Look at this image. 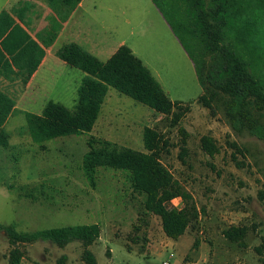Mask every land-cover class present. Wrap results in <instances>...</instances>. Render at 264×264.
Instances as JSON below:
<instances>
[{
    "label": "rangeland",
    "instance_id": "obj_1",
    "mask_svg": "<svg viewBox=\"0 0 264 264\" xmlns=\"http://www.w3.org/2000/svg\"><path fill=\"white\" fill-rule=\"evenodd\" d=\"M16 1L8 0L5 6L6 0H0V9ZM235 1L241 18H245L243 13L248 14L260 27L264 0ZM42 3L48 10L51 5L59 19L56 22L49 10L44 21L50 27L58 26L67 5L62 0ZM22 5L28 8L30 0ZM160 5L177 22L179 38L152 0H84L74 12L69 34L61 35L52 48L54 51L75 41L106 61L120 44H125L171 101L188 105L189 110L177 124H172V116L108 87L90 131L34 143L26 114H40L50 100L74 110L84 73L51 61L42 69L45 83L35 80L27 88L19 79L0 77V89L15 101L2 126L8 145H0V224L30 232L96 223L100 236L88 246L96 264H264V247L260 253L255 249L264 245V111L260 128L252 135L231 124L225 113L226 95L221 94L213 103V114L197 102L202 93L197 77L201 65H205L203 78L212 73L221 80L227 73L223 54L208 50L201 16L209 14L212 22L221 23L223 45L247 64L263 89L264 53L250 40L237 37L226 0H160ZM218 6L224 11L216 16ZM254 28L260 36L257 26ZM146 126L167 138L170 145L161 162L190 195L188 202L177 197L166 203L169 209L187 203L194 212L177 240L167 237L160 218L146 211L145 195L133 189L129 171L100 166L87 172L84 167L90 147H100L104 141L145 151L142 132ZM179 127L187 133L182 158ZM205 134L214 138L219 149L212 157L200 146V137ZM231 225L248 226L245 248L222 235V230ZM9 249L6 233L1 230L0 264H7ZM22 249L21 264H58L61 256H65L63 264H87L78 241L63 247L36 241Z\"/></svg>",
    "mask_w": 264,
    "mask_h": 264
},
{
    "label": "trees",
    "instance_id": "obj_2",
    "mask_svg": "<svg viewBox=\"0 0 264 264\" xmlns=\"http://www.w3.org/2000/svg\"><path fill=\"white\" fill-rule=\"evenodd\" d=\"M78 1L62 0L70 9ZM152 1L166 18L174 35L179 38L177 22L166 15L160 0ZM226 1L235 19L237 37L250 40L261 54L264 53V21L258 27L255 23L256 19L248 14L243 13L245 18L242 19L238 3L235 0ZM24 10L25 6L17 13L18 20L22 22ZM223 11L224 8L218 6L216 16ZM201 19L207 36L208 50L211 53L223 54L224 71L227 73L221 80L212 73L203 78L205 65H201L197 70V77L202 86V93L197 102L213 114V103L221 94L226 95L225 113L231 124L246 129L254 135L261 125L259 119L264 111V89L252 75L247 64L230 48L223 45L221 23L212 22L209 14L201 16ZM255 26L261 33L258 37ZM44 53L42 46L8 10L0 11V77L8 81L19 79L23 86L26 85L38 68ZM57 56L69 66L81 70L84 76L77 89L74 110L50 100L40 114H26L28 132L34 143L90 131L108 87H113L160 114L172 116V124H177L189 110L188 105L170 100L157 79L125 44L119 45L106 61L99 60L74 42L64 44L57 51ZM188 56L190 57L189 53ZM14 105V99L0 89V145L3 147L8 145V138L2 126L14 109ZM178 131L182 136L179 155L182 158L186 153L187 133L182 127H179ZM142 140L145 151L118 146L110 141H104L102 146L97 148L90 147L85 157V170L90 172L96 167L106 166L129 171L133 189L145 195L146 211L160 218L162 230L167 237L177 240L185 232L194 212L187 203L182 208L170 209L166 207V203L177 197L183 202H188L190 195L161 162V155L168 152L170 145L167 138L155 128L146 126L143 128ZM230 144L241 152L234 142ZM200 146L211 157L219 152L214 138L207 134L200 137ZM1 230L6 233L10 245L7 264H21L24 254L22 246L36 241H50L60 247L78 241L84 248L82 260L87 264H96L93 253L88 249V246L100 236V227L96 223L52 227L30 232L18 231L12 225L0 224ZM247 232L246 225H231L222 230V235L230 242L245 248ZM263 247L264 245L261 244L255 249L260 253ZM64 259L65 256H61L58 264H63Z\"/></svg>",
    "mask_w": 264,
    "mask_h": 264
},
{
    "label": "crops",
    "instance_id": "obj_3",
    "mask_svg": "<svg viewBox=\"0 0 264 264\" xmlns=\"http://www.w3.org/2000/svg\"><path fill=\"white\" fill-rule=\"evenodd\" d=\"M25 1L26 0H17L14 3V5L10 6L9 8L6 7L3 9L8 10L16 18V20L23 27H25V29L28 31L30 36L33 39H35L42 46V48L44 49V52H45L44 57L42 58L38 68L32 74L29 81L25 85L27 88H29V87H31V85L34 83L35 80H37L38 83H40V82L45 83V77H44L45 72L42 71V69L48 68L50 66L51 61H52V63L57 64V65H62V66L66 65V63L57 56V51L64 44L59 49L54 50V51H53L52 47L54 46V44L57 42V39L61 35H63L64 33L69 34V32H70L69 25L71 22L74 21V20H72L74 17V12L82 6V3L84 0H79L77 3H75V5L73 6L72 9H70L68 5H67V7L63 6L64 7V10H63L64 15H63L62 19H60L61 21H59V23H57L58 26L54 25L52 27H50V25L48 24L46 19L44 21V17L47 18V15L51 14V17L53 16L52 18H54V19L56 18V22L59 19L55 16V12L52 10L51 5L48 4L49 0H43V1L30 0L29 7L28 8L25 7V10H24L23 22L19 21L17 18V13H18L19 9L24 6V5H22V2H25ZM7 2H8V0H6L5 6H6ZM42 2H44V4H46V5L48 4V8H49L51 13L49 12L48 9L45 8L46 6L45 7L43 6ZM3 9H0V11ZM48 13H50V14H48ZM70 42H74V43L78 44L75 41H69L68 43H70ZM65 44H67V43H65ZM101 48L102 47H100V50H101ZM51 53H53V54H51ZM14 108H15V105H14Z\"/></svg>",
    "mask_w": 264,
    "mask_h": 264
},
{
    "label": "built area",
    "instance_id": "obj_4",
    "mask_svg": "<svg viewBox=\"0 0 264 264\" xmlns=\"http://www.w3.org/2000/svg\"><path fill=\"white\" fill-rule=\"evenodd\" d=\"M167 264V263H166Z\"/></svg>",
    "mask_w": 264,
    "mask_h": 264
}]
</instances>
